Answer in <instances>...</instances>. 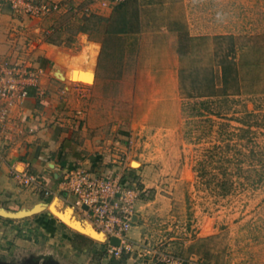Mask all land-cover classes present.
<instances>
[{"label":"crops","instance_id":"1","mask_svg":"<svg viewBox=\"0 0 264 264\" xmlns=\"http://www.w3.org/2000/svg\"><path fill=\"white\" fill-rule=\"evenodd\" d=\"M47 1L57 8L32 17L16 10L13 0H0V67L25 62L38 77L37 85L29 86L28 96L0 120V216L15 223L44 209L49 197L15 180L14 171H25L52 191L50 197L56 203L51 202L50 212L55 215L57 203L65 205L69 211H60L65 212L61 216L76 227L61 221L59 235L65 250L36 264H141L134 250L140 245V214H135L128 232L131 250L120 257L109 255L106 235L79 212L61 187L62 172L81 163L109 173L115 153L125 149L113 145L111 131L117 130L120 139L129 137L133 143L126 156L130 161L144 154L137 146L142 135L156 139L164 135L163 130L180 131L179 67L185 49L191 42L209 38L236 41L244 35L264 34V0L242 4L238 0H179L170 2L166 14L153 12L150 0ZM169 8L176 10L172 16ZM66 13L70 33L59 19ZM243 26L250 29L245 31ZM254 26L257 29L251 30ZM70 66L89 81L81 75L71 77ZM137 74L142 83L133 79ZM114 88L119 90L117 103L110 99ZM147 168L139 164L132 172L148 183ZM55 221L51 216L40 220L42 234L56 235Z\"/></svg>","mask_w":264,"mask_h":264},{"label":"rangeland","instance_id":"2","mask_svg":"<svg viewBox=\"0 0 264 264\" xmlns=\"http://www.w3.org/2000/svg\"><path fill=\"white\" fill-rule=\"evenodd\" d=\"M150 1L153 12L166 14L170 2L179 0ZM169 9L172 16L176 10ZM59 19L72 32L70 14ZM244 36L187 46L180 58L182 121L176 134L142 135L137 146L144 154L130 161L133 143L111 131L113 145L125 146L113 153L125 158L129 166L123 172L140 191L135 214L141 239L134 249L140 262L162 251L206 264H264V34ZM133 79L143 81L140 74ZM118 91L112 89V103ZM112 108L118 111L117 104ZM139 164L148 167L150 182L132 172ZM53 201L49 197L41 212L15 223L0 216V264H36L65 250L62 222L49 210ZM56 207L69 211L61 203ZM48 216L56 219L53 237L40 230V220Z\"/></svg>","mask_w":264,"mask_h":264},{"label":"built area","instance_id":"3","mask_svg":"<svg viewBox=\"0 0 264 264\" xmlns=\"http://www.w3.org/2000/svg\"><path fill=\"white\" fill-rule=\"evenodd\" d=\"M119 1V0H112ZM13 7L29 16L40 17L56 9V4L47 0H13ZM38 77L30 64L25 62L5 63L0 67V120L6 119L13 105L28 96L29 86H36ZM116 166L109 173L85 167L81 163L67 167L62 172L60 185L73 197V205L94 227L108 239L107 253L120 257L131 250L128 232L135 223V203L140 191L124 174L129 164L123 156H117ZM19 184L40 192L47 199L52 191L36 176L25 171H14ZM118 239V245L110 243ZM141 264H206L196 257H181L162 251H154Z\"/></svg>","mask_w":264,"mask_h":264},{"label":"bare ground","instance_id":"4","mask_svg":"<svg viewBox=\"0 0 264 264\" xmlns=\"http://www.w3.org/2000/svg\"><path fill=\"white\" fill-rule=\"evenodd\" d=\"M76 63V62H75ZM73 64V63H72ZM78 64V63H77ZM75 65V64H74ZM77 66V65H76ZM77 67H72V66H70V70H69V72H70V76L71 77H73V78H77V77H79L80 75H81V73H80V71L78 70V69H76ZM82 76V75H81ZM82 78L84 79V80H88L89 81V79H87L85 76H82ZM51 207H53V206H51ZM53 213H55V215L58 217V218H60L61 219V221H64V219L62 218V213H60V215L59 214H57L56 212H53ZM73 220V219H72ZM73 221H75V220H73ZM65 223H67L66 221H64ZM76 222V221H75ZM77 223V222H76ZM69 226H71L69 223H67ZM73 225H74V223H72ZM81 225V224H80ZM71 227H73V226H71ZM73 228H75L76 229V227H73ZM78 228V227H77ZM79 229H81V228H78L77 230H79ZM83 230H85V231H80V232H86V229H83ZM96 237H97V234H94Z\"/></svg>","mask_w":264,"mask_h":264},{"label":"water","instance_id":"5","mask_svg":"<svg viewBox=\"0 0 264 264\" xmlns=\"http://www.w3.org/2000/svg\"><path fill=\"white\" fill-rule=\"evenodd\" d=\"M21 215H25L24 213L23 214H21ZM61 220V219H60ZM64 222V221H63ZM65 223V222H64ZM67 224V223H66ZM110 243L112 244V245H118V243H119V241H118V239H116V238H111L110 239Z\"/></svg>","mask_w":264,"mask_h":264}]
</instances>
